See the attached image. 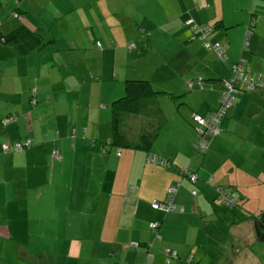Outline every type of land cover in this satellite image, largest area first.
<instances>
[{
  "label": "crops",
  "instance_id": "1",
  "mask_svg": "<svg viewBox=\"0 0 264 264\" xmlns=\"http://www.w3.org/2000/svg\"><path fill=\"white\" fill-rule=\"evenodd\" d=\"M188 19L211 27L207 40L224 58L192 38ZM20 25L40 41L27 36L29 51L14 44L0 55V120L32 114L0 128V143L31 140L0 153V264H166L165 248L177 254L168 264H216L222 244L234 256L228 264H262L264 253L247 248L259 243L250 219L226 226L228 237L211 230L220 233L224 215L219 188L239 194L243 214L264 208V89L236 95L205 152L192 146L191 116L218 106L222 80L241 58L264 77V0H0V32ZM137 48L145 54L132 58ZM87 52L95 68L79 62ZM110 52L118 53L112 66ZM141 78L164 92L147 109L157 135L146 150L108 145L110 104L125 80ZM126 120L123 134L137 143L142 119ZM176 184L175 209L153 208Z\"/></svg>",
  "mask_w": 264,
  "mask_h": 264
},
{
  "label": "trees",
  "instance_id": "2",
  "mask_svg": "<svg viewBox=\"0 0 264 264\" xmlns=\"http://www.w3.org/2000/svg\"><path fill=\"white\" fill-rule=\"evenodd\" d=\"M18 1H23V0H18ZM13 13H17L16 16L12 14L14 18L19 17V14L17 11H14ZM27 36L31 38V43L33 45H37L39 43V42H35L36 40L40 41L39 37L29 34L28 30H26V28L23 25H20L19 28L7 34H2L0 32V55H3L5 58L9 57L12 54V50H13L12 45L14 44H18L20 49L23 52L29 51L31 48L28 46V44L30 43L28 41ZM144 54H145L144 50H142L141 48H137L136 50L132 51L131 57L132 58L142 57ZM252 74L257 75L260 73H252ZM188 87L191 88L190 86ZM34 92L35 90L33 91L32 96H30V99H29V105L31 106V108L34 107L38 103L36 94L35 96H33ZM160 93H164V92L155 91L150 81L145 78L125 80L124 96L119 97L118 99L112 101L110 104V114H111L110 119H111V127H112L111 136L112 137H111V140H108L106 143L108 145L111 144V145H115L118 147L124 145V147L131 148V149H141V150L149 149L154 137L157 135V132H156V128L150 124V122L153 121L152 119H155V118L153 116L148 115L147 109H148L150 98H153ZM220 94H221V91H220ZM218 105H219V98H218ZM229 110L230 109H228L226 112H228ZM12 115H15V118L13 120L8 121L5 124L2 122L5 117H9ZM133 115L135 117L139 116L142 119L143 132L141 134L140 140L137 143L131 142L123 134V131H122V126L128 124L126 119H129L130 117L132 118ZM5 117H3L0 120V128H5L7 124L11 122H16L19 118H22L24 122H28V123L32 120L31 110H27L21 113L20 116L16 114H9ZM157 120L162 121L164 120V118L163 117L157 118ZM196 132H197V139H198V127L196 129ZM215 136L217 135L209 137V143L205 149H199V148L196 149L195 147L197 143V140H196V142L194 143L195 152H205L209 148L210 143ZM23 140H16L14 142H9V143L13 144L17 141H23ZM9 152H15V151H9ZM193 190L195 191L194 193L195 195L197 191L195 189ZM236 194L238 196V202L232 207H228V206L215 203V205L219 207L221 212L224 211L223 212L224 215L222 218L225 219L224 221L226 222V224L224 225L223 228H226V226L232 225L234 223H240L242 221L250 219L252 222L254 241L264 242V208L261 209L257 214H254V213L243 214V212L240 210V207L242 205L240 196L237 192ZM237 211L239 212V214L237 213ZM226 218H229V220H227ZM171 259H174V258H171Z\"/></svg>",
  "mask_w": 264,
  "mask_h": 264
},
{
  "label": "built area",
  "instance_id": "3",
  "mask_svg": "<svg viewBox=\"0 0 264 264\" xmlns=\"http://www.w3.org/2000/svg\"><path fill=\"white\" fill-rule=\"evenodd\" d=\"M16 16L17 13H13ZM186 23H192L191 19L186 20ZM193 31L192 38L199 37L202 40L203 45L208 49H214L222 58L223 52L222 47L219 42L211 43L207 40V35L211 32V28L205 24L197 25L191 24ZM250 28L246 30V35L244 37V46H247V36L250 34ZM201 81L202 78L198 77ZM257 88L264 89V79L260 74L253 75L250 72V68L246 66L243 61H238L232 67L231 77L224 81V88L219 96V105L215 110H212L207 117H202L199 114L194 113L193 119L198 123V139L195 145L196 149H205L209 143V137L216 135L220 128L218 123L220 122L222 116L225 112L233 106L236 95L241 91L254 90ZM34 101V100H32ZM15 118V115L5 117L3 123H7ZM30 143L29 139L23 141H17L13 144L9 142H4L0 144V153H6L9 151L21 152ZM151 160L155 161L154 158ZM182 171L187 172V170L182 169ZM187 178L192 183L196 180L197 176L194 173L187 172ZM178 184L175 186H169L166 190L165 198L162 201L153 200L152 207L155 209H160L165 212H171L175 209L173 203V197L177 190ZM194 194L195 191H192ZM216 202L220 205L232 207L238 202V196L236 192L230 191L228 189L219 188ZM150 229L155 233L156 237H159L157 233V228L159 227V222L151 221L149 223ZM165 254L167 256L166 263L169 262L170 258L176 257V252L170 249H165Z\"/></svg>",
  "mask_w": 264,
  "mask_h": 264
},
{
  "label": "rangeland",
  "instance_id": "4",
  "mask_svg": "<svg viewBox=\"0 0 264 264\" xmlns=\"http://www.w3.org/2000/svg\"><path fill=\"white\" fill-rule=\"evenodd\" d=\"M87 41L88 43H89V39H84V41ZM95 43L97 44L98 43V41H95ZM135 47V44L133 43V42H130L129 43V48L130 49H132V48H134ZM121 53V51H118V53ZM118 53H108V57H110V59L112 60V62L111 61H108L107 62V64L106 65H109V64H111L110 66H112V64H113V59H116L117 60V58H115V57H117V54ZM118 60L119 61H122L123 59H124V54H118ZM141 60H143V58H141ZM98 58H96L95 57V55H94V53L93 52H87L86 53V58H84V59H82V58H80V60H79V62H85V63H87L88 64V66L89 67H91V68H95L96 66H97V63H98ZM135 61H140V60H135ZM113 70V69H112ZM114 75L116 76V77H119V72L117 71V68H116V72H114ZM113 75V76H114ZM112 76H110V78H111ZM119 78H121V77H119ZM107 87V90L109 91V98H112V97H114L113 96V91H112V89H111V87L110 86H106ZM183 88H185L186 86L184 85V86H182ZM118 88H120V86L118 87V86H115L114 85V89H118ZM119 95L120 96H117V98H115V100L116 99H118L119 97H122V96H124V86L122 87V89L119 91ZM0 102H1V100H0ZM222 119V118H221ZM191 120L193 121V129H194V132H195V138H194V142H193V148H194V143L196 142V140H197V132H196V129H197V127H198V123L193 119V117L191 116ZM221 121V120H220ZM218 125H219V128H220V122L218 123ZM221 129V128H220ZM111 155H112V158H115L116 157V155H115V153H114V151H111ZM3 201V199L0 197V202H2ZM222 212H224V211H222ZM227 220H229V218H226ZM225 219H223V218H221V220H220V223H221V228H220V233L218 234L217 233V231H213V230H211V232L213 233V234H215V236L216 235H220V237H222V238H224V237H228L229 236V234H228V232L226 233V231L224 230V225L226 224V222L224 221ZM243 232H245V230H243ZM264 245V242H259V243H252L250 246H248L247 248H249L252 252H256V250H258L257 252H260V250L264 253V247H260V246H263ZM226 246H228V245H226V244H222L221 245V253L222 254H224V255H220L219 257H218V259L216 260V264H228L229 263V260L230 259H232L234 256L232 255V253H231V251L230 250H226L225 249V247ZM231 247V246H230ZM238 248H240L242 251L244 250V246L243 245H239V246H237ZM210 253L212 254L213 253V250H212V246H210ZM259 258H260V260H261V262H262V264H264V254L263 255H259ZM205 264H210V263H212V261H205L204 262Z\"/></svg>",
  "mask_w": 264,
  "mask_h": 264
},
{
  "label": "clouds",
  "instance_id": "5",
  "mask_svg": "<svg viewBox=\"0 0 264 264\" xmlns=\"http://www.w3.org/2000/svg\"><path fill=\"white\" fill-rule=\"evenodd\" d=\"M206 25V24H205ZM211 28V27H210ZM212 43V42H211ZM208 49V48H207ZM214 50V49H213ZM215 51V50H214ZM216 52V51H215ZM223 52V51H222ZM218 54V53H217ZM219 55V54H218ZM220 56V55H219ZM221 57V56H220ZM222 58V57H221ZM223 58H224V54H223ZM232 67L233 66H231V68H230V75H229V77L228 78H226V79H223L222 81V83H223V88H224V81H226V80H228L230 77H231V75H232ZM250 72H251V69H250ZM252 74V73H251ZM198 77H201L202 78V80L201 81H199L198 80ZM196 80H197V83H198V85L200 86V87H202V82H203V77L202 76H197L196 77ZM188 86H190V87H192V83L191 82H189L188 84H187ZM223 88H222V90H223ZM221 90V91H222ZM244 91H241L240 93H243ZM240 93H238V94H240ZM215 110V109H214ZM25 139H29V138H25ZM24 139V140H25ZM30 140V139H29ZM31 141V140H30ZM4 143V142H3ZM1 144V143H0ZM29 146V145H28ZM27 146V147H28ZM193 194V193H192ZM217 197V196H216ZM157 201H159V200H157ZM216 202V201H215ZM217 203V202H216ZM175 205V204H174ZM163 211V210H162ZM165 212V211H164ZM172 212V211H171ZM150 223V222H149ZM160 225V224H159ZM150 228V227H149ZM158 229V228H157ZM153 232V231H152ZM158 233V232H157ZM159 235V234H158ZM160 238V235H159V237H158V239ZM165 249H169V248H165ZM171 251H175L176 252V250H172V249H170ZM164 254H165V252H164ZM165 257H166V259H165V263H166V260H167V256H166V254H165ZM176 257H177V254H176ZM175 258V257H174ZM171 261V258L169 259V262ZM168 262V263H169ZM168 263H166V264H168Z\"/></svg>",
  "mask_w": 264,
  "mask_h": 264
},
{
  "label": "bare ground",
  "instance_id": "6",
  "mask_svg": "<svg viewBox=\"0 0 264 264\" xmlns=\"http://www.w3.org/2000/svg\"><path fill=\"white\" fill-rule=\"evenodd\" d=\"M241 59H242V58H241ZM242 61H243L244 64H246L244 59H242ZM260 75H261L262 78L264 79L263 75H262V74H260ZM257 89H262V88H257ZM257 89H254V90H257ZM246 91H253V90H246ZM219 132H220V130H219ZM219 132H218V133H219ZM196 179H197V178H196ZM195 181H196V180H195ZM195 181H194V182H195ZM192 191H194V190H192Z\"/></svg>",
  "mask_w": 264,
  "mask_h": 264
}]
</instances>
